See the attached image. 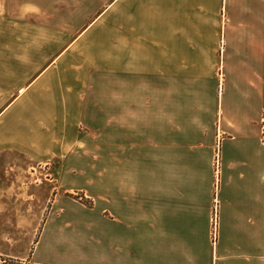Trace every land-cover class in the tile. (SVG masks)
<instances>
[{
    "label": "crops",
    "instance_id": "crops-1",
    "mask_svg": "<svg viewBox=\"0 0 264 264\" xmlns=\"http://www.w3.org/2000/svg\"><path fill=\"white\" fill-rule=\"evenodd\" d=\"M263 114L264 0H0V257L264 264ZM21 160L62 163L27 234Z\"/></svg>",
    "mask_w": 264,
    "mask_h": 264
},
{
    "label": "rangeland",
    "instance_id": "rangeland-1",
    "mask_svg": "<svg viewBox=\"0 0 264 264\" xmlns=\"http://www.w3.org/2000/svg\"><path fill=\"white\" fill-rule=\"evenodd\" d=\"M221 74H222V69H220L219 72L220 79H221ZM218 161L220 163L219 168H218ZM18 164H19V170H18L19 172L13 174L12 171L13 175L9 174V178L7 180L9 183L11 182L19 183L24 188L23 197H20V201H22L20 204L21 206H19L18 209L19 210L22 209L25 214L24 225L27 234L28 230L35 228L36 225L38 224L36 220L33 221L31 219L33 214L37 215V213H40L42 217V220L40 221V230L44 225L49 208V203L47 201L49 196L48 191L58 186L56 180L59 177L62 163L56 160V161H49L47 163L33 164L21 160L18 161ZM221 164H222V158L220 152L217 151L215 158V169L217 174H219L220 172ZM18 191L19 194H21L20 190ZM71 196L78 201L82 199H86L82 194L71 195ZM216 203H218L219 206V201H216ZM215 205H214V209H215ZM214 209H213V216H214ZM219 213H220V206H219ZM212 233H213V223H212ZM4 259L6 258L0 257V264H4L3 263Z\"/></svg>",
    "mask_w": 264,
    "mask_h": 264
},
{
    "label": "built area",
    "instance_id": "built-area-1",
    "mask_svg": "<svg viewBox=\"0 0 264 264\" xmlns=\"http://www.w3.org/2000/svg\"><path fill=\"white\" fill-rule=\"evenodd\" d=\"M261 141H262V143H264V115L261 118ZM219 161H218V168H219V164H220ZM219 221H220L219 206H218V203H216L215 209H214V216L212 219V223H213L212 239H213L214 244L217 243L218 236H219Z\"/></svg>",
    "mask_w": 264,
    "mask_h": 264
},
{
    "label": "trees",
    "instance_id": "trees-1",
    "mask_svg": "<svg viewBox=\"0 0 264 264\" xmlns=\"http://www.w3.org/2000/svg\"><path fill=\"white\" fill-rule=\"evenodd\" d=\"M80 202H82L83 204H85L88 207H92L93 206V202L92 201H87L86 199H82V200H80ZM3 263L4 264H34L30 260L21 261V260H16V259H11V258L4 259Z\"/></svg>",
    "mask_w": 264,
    "mask_h": 264
}]
</instances>
